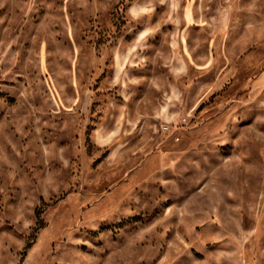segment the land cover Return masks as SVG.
<instances>
[{
	"label": "rangeland",
	"instance_id": "374dc122",
	"mask_svg": "<svg viewBox=\"0 0 264 264\" xmlns=\"http://www.w3.org/2000/svg\"><path fill=\"white\" fill-rule=\"evenodd\" d=\"M0 264H264V0H0Z\"/></svg>",
	"mask_w": 264,
	"mask_h": 264
}]
</instances>
